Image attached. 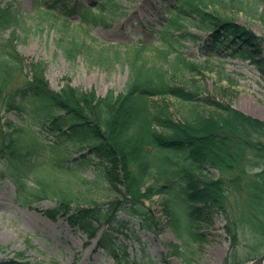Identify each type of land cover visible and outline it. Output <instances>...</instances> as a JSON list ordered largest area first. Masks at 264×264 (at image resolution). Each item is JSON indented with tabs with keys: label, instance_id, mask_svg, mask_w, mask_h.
Segmentation results:
<instances>
[{
	"label": "trees",
	"instance_id": "1",
	"mask_svg": "<svg viewBox=\"0 0 264 264\" xmlns=\"http://www.w3.org/2000/svg\"><path fill=\"white\" fill-rule=\"evenodd\" d=\"M14 1L0 0L3 32L20 26ZM150 1L162 19L156 25L145 21L152 25L150 36L127 47L129 74L116 94L110 90L100 97L67 77L54 90L43 61L1 45L0 179L14 185L19 206L53 201L50 208H33L50 220H64L76 235L97 239V248L117 264H145L129 260L117 243L129 225L122 215L153 235L170 229L179 244H168V255L189 261L192 250L207 242L205 227L213 214L224 217L229 239L221 264H247L264 240V122L233 107L226 90L207 91L202 77L215 70L218 81L232 83L227 59L264 72V39L227 14L234 2L249 8L248 0ZM254 1L264 6V0ZM34 8L53 18L56 45L69 60L96 49L82 38L83 26L102 23L104 13L119 9L117 0H34ZM74 15L80 18L78 34L71 29ZM259 17L264 20V11ZM185 39L198 42L202 61L187 58ZM11 41L9 36L8 46ZM8 113L25 115L38 130L27 119L24 125L12 122ZM88 170L93 177L85 176ZM155 197L161 199L160 218L148 204ZM246 231L252 242L240 255L239 235ZM21 258L0 264H28Z\"/></svg>",
	"mask_w": 264,
	"mask_h": 264
},
{
	"label": "rangeland",
	"instance_id": "2",
	"mask_svg": "<svg viewBox=\"0 0 264 264\" xmlns=\"http://www.w3.org/2000/svg\"><path fill=\"white\" fill-rule=\"evenodd\" d=\"M95 1L69 0V3L89 5ZM248 1L249 8H242L234 2L227 14L264 39V20L259 17L264 6L255 4L254 0ZM117 4L118 12L104 13V22L83 26L87 34L82 35V38L86 45L96 49H92L89 55L82 52L74 60H69L56 45L58 33L53 18L36 11L34 0H15L13 5L21 21L20 26L15 31L0 30V48L3 45L7 52L16 50L26 59L43 61L47 65L46 79L54 90L59 89L62 79L67 77L73 86L93 88L100 97L110 90L116 94L123 89L129 74L124 60L127 47L150 36L149 28L162 19L154 18L158 9L150 0H117ZM92 13L98 14L95 11ZM147 20L152 25L145 26L144 21ZM70 22L72 33L78 34L79 29H82L79 16H72ZM139 23H143V28ZM189 31L197 33L194 29ZM9 36L12 39L11 46L7 43ZM147 38L154 41L153 37ZM182 43L186 46L183 52L188 59L202 61L198 42L185 39ZM261 53L264 57V43ZM225 69L232 83L218 81L215 70H209L202 77L207 91L214 93L226 90V98L232 100L233 107L264 122V72L249 62L229 59L225 61ZM170 103L177 109L183 107L176 100H170ZM6 118L18 125H24L27 119L28 127L38 130L35 122L25 115L8 113ZM209 174L216 177L218 173L210 169ZM93 175L92 170L85 172L87 177ZM14 189L11 182L0 180V261L15 259L17 254H23L21 260L28 264H117L110 255L96 247L97 239L89 240L85 235H76L64 220H50L33 208H50L54 205L53 201L43 200L33 204L32 208L19 206L14 199ZM160 203L158 197L148 203L159 218L162 216ZM237 204L243 208L242 198H237ZM122 217L129 220V225L127 231L121 230L117 235V243L124 246L129 260L139 263L221 264L229 249V239L223 229L225 219L218 214H213L208 220L205 227L207 242L199 249L196 247L192 250L189 261L168 255V244H179L170 229L165 228L158 235H153L141 229L136 219ZM239 236L238 252L244 255L248 250L247 245L252 242L251 235L246 231ZM257 245V250L252 254L253 259L264 253V240Z\"/></svg>",
	"mask_w": 264,
	"mask_h": 264
},
{
	"label": "water",
	"instance_id": "3",
	"mask_svg": "<svg viewBox=\"0 0 264 264\" xmlns=\"http://www.w3.org/2000/svg\"><path fill=\"white\" fill-rule=\"evenodd\" d=\"M248 264H264V253L249 262Z\"/></svg>",
	"mask_w": 264,
	"mask_h": 264
},
{
	"label": "bare ground",
	"instance_id": "4",
	"mask_svg": "<svg viewBox=\"0 0 264 264\" xmlns=\"http://www.w3.org/2000/svg\"><path fill=\"white\" fill-rule=\"evenodd\" d=\"M260 256V255H259Z\"/></svg>",
	"mask_w": 264,
	"mask_h": 264
}]
</instances>
